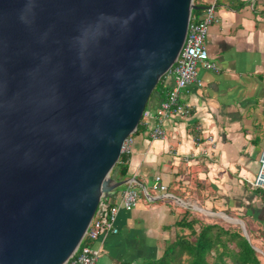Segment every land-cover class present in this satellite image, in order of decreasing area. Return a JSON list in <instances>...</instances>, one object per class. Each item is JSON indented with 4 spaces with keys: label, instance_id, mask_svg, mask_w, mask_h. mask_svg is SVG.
<instances>
[{
    "label": "water",
    "instance_id": "obj_1",
    "mask_svg": "<svg viewBox=\"0 0 264 264\" xmlns=\"http://www.w3.org/2000/svg\"><path fill=\"white\" fill-rule=\"evenodd\" d=\"M197 10L0 0V264H64L78 249L100 199L128 183L111 171Z\"/></svg>",
    "mask_w": 264,
    "mask_h": 264
},
{
    "label": "crops",
    "instance_id": "obj_2",
    "mask_svg": "<svg viewBox=\"0 0 264 264\" xmlns=\"http://www.w3.org/2000/svg\"><path fill=\"white\" fill-rule=\"evenodd\" d=\"M210 2L195 0L199 12L193 20ZM215 14L205 45L218 71L198 70L202 86L191 85L181 94L191 113L164 121L165 139L150 136L156 120L141 119L127 160L137 205L118 211L117 234L88 241L100 251L97 264L158 258L174 235L172 225L186 210L210 218L206 222L226 220L225 211H230L236 224L244 218L252 230L264 227V197L249 186L264 148V0H217ZM157 84L146 109L166 99L174 78L165 75ZM156 177L164 192L152 188ZM126 187L109 194L107 205L117 204Z\"/></svg>",
    "mask_w": 264,
    "mask_h": 264
},
{
    "label": "built area",
    "instance_id": "obj_3",
    "mask_svg": "<svg viewBox=\"0 0 264 264\" xmlns=\"http://www.w3.org/2000/svg\"><path fill=\"white\" fill-rule=\"evenodd\" d=\"M216 1L204 7L202 15L197 20L190 17L184 45L179 53L176 62L165 75L174 78V85L168 92L167 97L155 109H145L142 118L156 120L155 127L151 130L152 139H165V132L162 124L171 116L186 118L190 115L191 109L181 101V94L189 86H202L198 78V70L203 68L210 71H218L217 65L208 58L205 45L209 28L216 22ZM164 75V76H165ZM211 148L214 149L213 139H208ZM133 145V135L128 136L121 146V155L129 157ZM120 155V156H121ZM206 155V153H205ZM257 171L249 186L257 191H264V148H262L258 160ZM160 177H156L152 188L164 192L166 187L161 184ZM126 189L122 191L120 201L117 204H109L101 198L94 216L89 224L84 239L94 243L103 235L108 233L117 234L115 227L117 213L120 209L127 212L132 211L137 205L138 193L131 181L126 184ZM100 251L92 245L79 246L74 254L64 264H97Z\"/></svg>",
    "mask_w": 264,
    "mask_h": 264
},
{
    "label": "trees",
    "instance_id": "obj_4",
    "mask_svg": "<svg viewBox=\"0 0 264 264\" xmlns=\"http://www.w3.org/2000/svg\"><path fill=\"white\" fill-rule=\"evenodd\" d=\"M194 4L197 6L195 0ZM198 12L192 11L191 17ZM127 160L121 155L110 175H117L120 181L128 180ZM260 195L264 197V191ZM224 216L228 219L216 217L212 222H206L186 210L185 215L172 225L174 235L162 255L142 264H264V227L252 230L242 218L249 236L246 239L241 227L230 221L237 216L230 211H225ZM84 245H89L87 239L80 244Z\"/></svg>",
    "mask_w": 264,
    "mask_h": 264
},
{
    "label": "rangeland",
    "instance_id": "obj_5",
    "mask_svg": "<svg viewBox=\"0 0 264 264\" xmlns=\"http://www.w3.org/2000/svg\"><path fill=\"white\" fill-rule=\"evenodd\" d=\"M123 187H124V186H123ZM121 188H122V187H121ZM199 218H200L201 220H203V221H205V219H207V220L210 219V218H208V217H206V216H204V215L199 216ZM213 219H214V218H211L212 221H213ZM227 219H228V218L226 217V220H227ZM230 221L232 222V220H230ZM258 223H259V222H258ZM259 224H260V223H259ZM261 224H264V223L261 222ZM262 226H264V225H262ZM262 226H261V227H262ZM242 235H243V233H242ZM243 236H244V235H243ZM248 237H249V236H248V234H247V238H246V239H248ZM168 242H169V241H168ZM168 242H167V243H168ZM167 243H166V245H167Z\"/></svg>",
    "mask_w": 264,
    "mask_h": 264
}]
</instances>
